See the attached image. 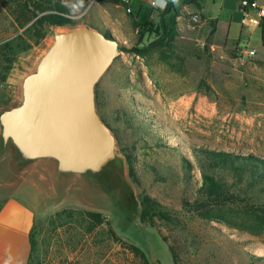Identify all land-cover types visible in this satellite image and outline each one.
Wrapping results in <instances>:
<instances>
[{
    "label": "rangeland",
    "instance_id": "374dc122",
    "mask_svg": "<svg viewBox=\"0 0 264 264\" xmlns=\"http://www.w3.org/2000/svg\"><path fill=\"white\" fill-rule=\"evenodd\" d=\"M170 1L178 12L179 32L170 59L163 60L160 51L144 57L122 51L96 88L98 114L115 135L116 153L123 160L122 169H116L113 177L104 178L97 190L89 189L80 176L60 179L55 173L57 181L53 184L45 172V166L51 164L38 162L23 168L15 164L9 152L0 150L3 196L19 186H24L25 192H48L42 197L34 224L42 264L62 262L57 258L60 254L56 238L50 243L49 220L66 209L103 213L121 238L142 248L153 260L171 264L169 246L160 232L141 224V208L137 214L130 213L131 192L137 199L147 193L179 213L190 236L202 241L199 250L193 252L196 264H247L250 254L264 256V234L256 236L218 223L211 225L191 216L184 210L181 187L175 186L174 180L157 178L161 163L169 162L180 169L179 152L193 160L197 146L264 156V48L256 14L252 10L244 13L240 0H226L224 8L223 0H206L205 15L218 19L220 26L228 25L230 40L234 41L231 43L210 22L195 23L193 16L201 14L188 0H167L165 7L154 2L135 3L153 7L152 19L158 24L160 12ZM73 2L75 28L106 32L110 31L109 20L118 18L127 20L123 34L116 33L128 49H144L156 40L155 35L140 39L134 28L135 16L128 12L124 1L99 0L92 5L90 0ZM257 2L261 5L264 0ZM244 17L250 23L249 29H242ZM29 27L20 29L0 4V76L6 75V81L0 83V113L19 102L21 83L52 44L54 31L70 30L50 28L46 39L36 45ZM236 41H242V48H257L256 57L241 62ZM202 82L206 86L201 87ZM128 156L135 160L138 183L130 177ZM43 176L46 179L42 184ZM15 195L31 201L23 193ZM213 225L220 226L224 233ZM162 233L169 236L163 227ZM65 254L72 264H94L80 252L66 250ZM107 256L100 264H105L107 258L114 264H134L132 256L118 245Z\"/></svg>",
    "mask_w": 264,
    "mask_h": 264
},
{
    "label": "trees",
    "instance_id": "16d2710c",
    "mask_svg": "<svg viewBox=\"0 0 264 264\" xmlns=\"http://www.w3.org/2000/svg\"><path fill=\"white\" fill-rule=\"evenodd\" d=\"M188 3L195 4L201 11L204 0H188ZM0 4L20 29L30 25L28 33L36 45L46 39L50 28L73 29L77 24L74 19L77 15L76 3L73 0H0ZM175 10L174 3L170 1L166 9L160 12L159 23L155 24L152 19L154 8L133 2L130 13L135 16L134 28L138 31L140 39L143 40L146 35L157 37L147 48L128 49L123 45V51L134 52L142 57L152 51H160L161 58L169 60L179 34L176 20L178 12ZM202 18L204 19V16ZM211 24L213 29L216 28L215 22ZM261 29L264 45V23ZM9 69L7 68V71ZM5 81L6 75L0 76V83ZM202 86H206V83L202 82ZM207 88L210 90L209 86ZM179 153L181 168L176 169L169 162L161 163L162 169L158 170L157 178L164 182L174 180V185L181 187L182 203L187 213L211 225L218 223L256 236L264 234V156L212 146L194 148L193 160ZM127 161L130 177L138 183L135 160L128 156ZM128 207L132 214H137L140 207L141 224L160 232L163 241L169 246L171 264H196L194 250H199L202 241L190 236L187 224L181 220L177 211L166 207L147 193L137 199L131 192ZM49 224L50 243L56 238L55 244L59 246L60 254L57 258L62 260L61 264H72L69 256L65 254L66 250L71 253L80 252L87 260L100 264L115 245L131 255L134 264H161L139 246L121 238L103 213L66 209L52 216ZM162 227L169 231V236L162 233ZM213 227L224 233L220 226ZM36 231L37 227L34 225L28 264H42ZM249 256L247 264L264 262V256ZM105 264L114 263L107 258Z\"/></svg>",
    "mask_w": 264,
    "mask_h": 264
},
{
    "label": "water",
    "instance_id": "95a60500",
    "mask_svg": "<svg viewBox=\"0 0 264 264\" xmlns=\"http://www.w3.org/2000/svg\"><path fill=\"white\" fill-rule=\"evenodd\" d=\"M122 51L109 30H55L23 79L19 102L0 113V150L20 167L45 162L60 179L80 176L89 189L101 187L123 160L98 114L96 88Z\"/></svg>",
    "mask_w": 264,
    "mask_h": 264
},
{
    "label": "crops",
    "instance_id": "0c3cea01",
    "mask_svg": "<svg viewBox=\"0 0 264 264\" xmlns=\"http://www.w3.org/2000/svg\"><path fill=\"white\" fill-rule=\"evenodd\" d=\"M133 1L134 2L143 1L146 3L154 2L157 3L158 6L160 4L162 7H165V3L167 2V0H133ZM255 1L257 2V0ZM240 3H242V0H240ZM205 4H206V0H204L203 9L200 11V14L204 16L203 23L215 22L216 32L219 34L225 33L227 40L233 43L234 41L230 40L228 25L225 24V26L224 25L220 26V22L218 19L206 16L204 13ZM190 6H196V5L192 4ZM225 6H226V0H223L221 3V7L224 8ZM109 21H110V26H109L110 32L115 38L117 37L121 41V38L117 35L116 32H119V34H123L124 31L123 29L125 28V26H127V22H126L127 20H123V19L120 20L118 18H115L114 20H109ZM104 24L108 27L106 21L104 22ZM242 29H244L243 25H242ZM259 29L261 31V37H262V29L260 27ZM124 41L125 40H123V42ZM244 41L245 40H243V42ZM241 42L242 41L239 42L236 41L235 43L239 47L243 45V43ZM253 49L256 50L257 48H253ZM45 172L48 174L47 179L50 181L49 183H53V184L56 183L57 178L55 176V171L53 166H48V165L45 166ZM45 179L46 178L43 176L42 179L40 180L42 184L45 182ZM15 193H23L31 201H25L21 197L16 196ZM45 193L48 192L46 191L44 192L42 190L40 192H37L36 190H33V192H25L24 186H19L13 193L8 194L6 196H3L0 193V264L29 263V258L31 255V232L35 224L36 215L38 212L37 209H40L41 200L42 197L45 195Z\"/></svg>",
    "mask_w": 264,
    "mask_h": 264
},
{
    "label": "built area",
    "instance_id": "2783aa9c",
    "mask_svg": "<svg viewBox=\"0 0 264 264\" xmlns=\"http://www.w3.org/2000/svg\"><path fill=\"white\" fill-rule=\"evenodd\" d=\"M90 1L92 5L99 0H90ZM123 1L128 7L127 8L128 12H132V4L134 1L133 0H123ZM242 7L244 10V13L246 14H248L250 10L255 12L256 17H257L256 25H258L261 28L262 23H264V4L260 5L256 1L249 2L248 0H242ZM192 19L195 23L197 22L202 23L204 21L202 16L197 15V14H195ZM242 25L244 29L250 28V23L246 17L243 18ZM239 48L240 50L238 51V54H239V58L241 62H246L247 60L253 59L257 55V51L255 49L248 48V47L242 48L241 46H239Z\"/></svg>",
    "mask_w": 264,
    "mask_h": 264
}]
</instances>
